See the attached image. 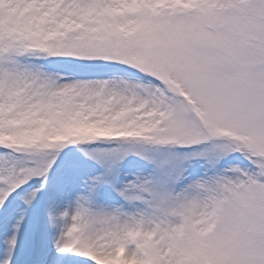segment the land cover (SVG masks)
I'll return each mask as SVG.
<instances>
[{"label":"snow or ice","instance_id":"1","mask_svg":"<svg viewBox=\"0 0 264 264\" xmlns=\"http://www.w3.org/2000/svg\"><path fill=\"white\" fill-rule=\"evenodd\" d=\"M0 264H264V0H0Z\"/></svg>","mask_w":264,"mask_h":264}]
</instances>
